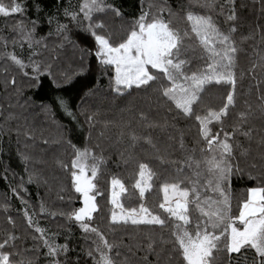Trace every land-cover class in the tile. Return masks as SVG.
<instances>
[{"label":"trees","instance_id":"1","mask_svg":"<svg viewBox=\"0 0 264 264\" xmlns=\"http://www.w3.org/2000/svg\"><path fill=\"white\" fill-rule=\"evenodd\" d=\"M3 2L11 5L13 0ZM15 2L24 8L23 13L0 15V242L15 237L9 239L7 248L13 253V264L29 261L52 264L53 258L47 255L48 249L36 227L44 230V238L50 242L67 245V252L57 257L60 264H94L88 253L94 249L93 241L97 238L69 219V214L82 206L72 186L70 172L63 166H70L74 158L71 145L104 157L105 163L96 181L101 193L96 197L99 211L93 214L92 225L98 227L110 243L117 245L112 253L117 264H177L172 245L161 240V237L164 241L171 239L168 229L111 224V211L116 210L110 203L111 179L119 178L125 184L127 191L121 196L125 207L138 208L140 203H145L153 212L163 214L158 207L163 202L161 186L177 178L179 162L185 160L192 149H197L199 157L198 150L203 145L198 143V122L194 117L178 114L165 102L157 91L159 84L129 90L123 95L113 90L112 72L106 71L95 56L96 45L87 30L88 22L77 24L65 16L66 9L79 12L82 0ZM106 3L121 12V16L111 11L97 16L104 22L105 32L115 41L120 40L142 12L156 15L164 9V17L170 19L174 27L182 32L189 28L185 15L190 0H106ZM231 7L228 0H216L212 10H192L212 15L225 32L233 25L237 28L233 34L238 49L237 101L223 123L224 131L230 135L239 126L231 141L235 160L242 170L231 183L235 211L246 189L264 178V101L260 100L264 95V0H235V21L227 20ZM21 23L27 29L35 28L34 39L39 40V44L34 43L29 48L22 42L18 27ZM58 24L67 25V31L58 33ZM10 53L26 64H40L43 72L39 79H32L31 68L25 69L29 76H24L5 58ZM203 56L195 39L185 42L183 58L190 61L187 72L203 67ZM49 66L51 75H48ZM13 77L15 85L11 84ZM229 90L226 86H209L195 111L203 115L209 109H218ZM60 98L67 102L74 117L60 106ZM241 112L250 113L242 124ZM141 113L145 120H141ZM149 124L158 126L148 127ZM126 125L140 136H151L156 148L143 140L135 148L130 147ZM122 130L125 131L123 137ZM220 130L219 125L213 127V131ZM249 130L250 136L242 134ZM181 136L184 149L180 147ZM159 157H163L164 162ZM138 162L149 163L156 173L152 190L145 194L143 201L133 187L138 178ZM249 174L257 179H249ZM186 176H191L187 168L180 178ZM25 211L33 221L32 226L28 224ZM152 241L155 251L150 252L148 245ZM237 255L233 254L229 260L227 254L219 253L217 264H251L254 259L253 252L247 253V262Z\"/></svg>","mask_w":264,"mask_h":264},{"label":"snow or ice","instance_id":"2","mask_svg":"<svg viewBox=\"0 0 264 264\" xmlns=\"http://www.w3.org/2000/svg\"><path fill=\"white\" fill-rule=\"evenodd\" d=\"M228 3L232 7L227 20L235 21V0H228ZM215 7L216 0H190V8L185 15L189 28L183 32L174 27L170 19L164 17V9L156 15L142 12L119 41L113 40L112 36L105 32L104 22L97 19L98 14L108 11L121 16L120 10L106 3V0H82L79 12H69L66 9L65 16L77 24L82 21L88 22L87 30L96 45L95 56L106 71L112 72L111 85L116 93L123 95L129 90L146 89L159 84L157 91L165 102L172 105L178 114L185 118L194 117L198 122L200 136L198 143L203 145L198 150L199 157L196 156L197 149H192L191 154L179 162L177 178L161 186L163 202L158 207L163 210V214L153 212L145 203H140L138 208L125 207L121 202V196L127 191L126 186L121 179L112 177L110 203L113 209L119 211H111V224L131 223L133 226L146 225L168 229L171 239L164 241L161 237V240L172 245V253L177 258V264H217L219 253L227 254L229 260L233 258V254H238L237 258L243 257L247 262L248 252L254 254L251 264H264V178L256 186L246 189L234 211L231 183L233 177L242 173V170L239 162L235 160L234 145L231 141L239 126L233 129L231 135L223 129L224 120L235 108L237 101L235 67L238 49L233 39L237 28L233 25L225 32L217 25L212 15L192 10L194 8L212 10ZM23 11L24 8L15 0L11 5L0 0V15L8 17ZM168 11L171 16V10ZM222 11L221 8V14ZM18 27L22 42L29 48H32L34 43H40L34 39V27L27 29L22 23ZM66 31L67 25L58 24V33ZM192 39L200 45L205 64L189 73L185 69L190 61L183 58V53L185 42ZM5 58L10 59L24 76H29L25 69L31 68L34 80L39 79L43 72L40 64L36 62L26 64L14 53L7 54ZM48 75H51L50 66ZM15 83L13 77L11 84ZM213 85L226 86L230 89L226 93L225 102L218 109H209L203 115L198 114L195 106L199 104L207 88ZM260 100L264 101V95ZM59 104L69 116L74 117V113L63 98L59 99ZM249 114L239 113L241 124L247 121ZM140 118L146 119L143 113ZM88 119L91 120L92 117ZM217 125L221 129L219 132L213 131V127ZM153 126L158 125H148ZM125 128L128 129L130 147L135 148L137 143L143 140L152 148H156L151 136L138 135L130 125H126ZM242 134L248 137L250 130ZM120 135L123 137L125 131L122 130ZM71 146L74 158L70 166H63L70 172L72 186L75 193L79 194L82 206L73 210L69 214V219L79 223L85 233H92L97 238L93 241L94 249L88 253L93 257L94 264H117L112 255L117 245L110 243L99 228L92 225L93 214L99 211L96 197L101 193L96 181L101 165L105 163L104 157L87 148L81 150L75 145ZM180 147L185 148L182 136ZM159 159L164 162L163 157ZM185 168L191 170V176L181 179ZM155 175L149 163H137L138 178L133 187L138 190L142 201L145 194L152 190ZM249 179L257 177L249 174ZM193 212L196 213L195 216ZM25 216L28 218V224L32 226L33 221L27 211ZM35 230L41 234L43 244L48 249L47 255L53 258L52 264H60L57 257L61 252H67V245L50 242L44 238L43 229L36 227ZM9 239L14 240L15 237ZM9 239L0 242V264H13V253L7 251ZM154 243L152 241L148 245L150 252L155 251ZM116 255L118 256L119 252H116Z\"/></svg>","mask_w":264,"mask_h":264},{"label":"rangeland","instance_id":"3","mask_svg":"<svg viewBox=\"0 0 264 264\" xmlns=\"http://www.w3.org/2000/svg\"><path fill=\"white\" fill-rule=\"evenodd\" d=\"M115 211H117V212H118L119 210H118V209H116Z\"/></svg>","mask_w":264,"mask_h":264}]
</instances>
